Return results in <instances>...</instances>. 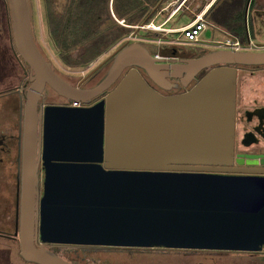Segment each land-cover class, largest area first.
Here are the masks:
<instances>
[{
    "label": "water",
    "instance_id": "95a60500",
    "mask_svg": "<svg viewBox=\"0 0 264 264\" xmlns=\"http://www.w3.org/2000/svg\"><path fill=\"white\" fill-rule=\"evenodd\" d=\"M8 1L15 45L35 73L17 232L25 260L74 264L55 244L264 247V178L221 174L234 159L237 67L264 65V50L157 58L146 44L126 42L104 76L82 87L92 72L77 85L59 75L36 44L30 0ZM139 69L166 90L178 87L171 78L187 87L206 73L188 91L164 95ZM46 84L79 105L42 111L37 159L34 113Z\"/></svg>",
    "mask_w": 264,
    "mask_h": 264
},
{
    "label": "flooded vegetation",
    "instance_id": "af4514ba",
    "mask_svg": "<svg viewBox=\"0 0 264 264\" xmlns=\"http://www.w3.org/2000/svg\"><path fill=\"white\" fill-rule=\"evenodd\" d=\"M43 6L46 27L48 28L44 0ZM57 9L59 11L62 10L59 6ZM253 10L250 11L249 7L250 18L248 19L247 17V23L245 19L246 27H248V22L253 27ZM257 11V18L261 19L264 16V8L257 9ZM31 22L34 33L32 9ZM34 38L45 59L61 75L53 61L48 59L40 47L35 33ZM248 43H254V49H247L243 46L239 49L231 46H223L220 48L253 51L264 50V42H254L249 37ZM181 45L164 46L163 52L166 54H163L162 58H197L210 51L207 50L210 49L209 47L205 48L199 44L195 47L188 43H182ZM211 45L213 44L211 43ZM150 50L153 53L152 49ZM115 52L110 53L96 68L91 70L85 76L87 77L92 72L86 79H84L85 77L81 79V81L84 79L81 83L82 87L94 86L104 76L113 60ZM103 67H105L104 70H102ZM101 71L103 73L96 82L91 85H85L98 76ZM139 71L153 89L164 95H173L188 91L206 73V70L200 72L196 76V79L187 87L181 85L179 79L171 78V82L178 84V87L166 90L152 81L145 71L142 69H139ZM34 76L35 73L29 62L19 53L15 45L9 1L0 0V240L10 243L16 241L19 243V246L20 241L17 232H19L22 202L23 162L28 120L27 107L35 83ZM119 81L120 79L109 90L92 98L90 104L93 105L105 98L116 87ZM51 105L75 106L74 101L59 95L49 84H46L44 89L39 92L34 113L35 124L33 127L36 142L35 155L37 159L40 158L41 154L40 137L43 133L41 122L43 116L42 111ZM230 168V171L222 172L221 174L264 178V65H243L237 67L234 159ZM43 183L44 178L42 174L36 196V205H38L44 195ZM52 249L74 264H78L79 262L76 263V261L68 259L65 255L66 252L74 253L77 260L85 264L87 262V264H238L237 261H240L239 264H264V247L257 250H247L165 246L55 244ZM95 250L96 253H102L99 258L87 257L88 252L91 253ZM79 251L87 253L81 257V254H78ZM7 256L3 255V257H0V264L4 261L6 262L5 258Z\"/></svg>",
    "mask_w": 264,
    "mask_h": 264
},
{
    "label": "trees",
    "instance_id": "16d2710c",
    "mask_svg": "<svg viewBox=\"0 0 264 264\" xmlns=\"http://www.w3.org/2000/svg\"><path fill=\"white\" fill-rule=\"evenodd\" d=\"M44 1L49 35L61 58L70 63L73 61L71 53L82 48L77 63L85 65L101 55L112 43L133 31L131 27L120 24L121 20L128 25H136L146 19L145 23L150 24L160 11V6L152 10L161 0H112V8L111 0H65L61 11L57 9V0ZM247 1L217 0L206 12L205 19L235 36L241 44L248 43L250 35L245 23ZM260 7H264V3L260 6L257 0L251 1L250 11ZM149 34L154 36L153 40L164 38L169 41L167 37L174 38L175 33L161 37L160 31L152 30ZM166 45L169 46L165 43L162 47Z\"/></svg>",
    "mask_w": 264,
    "mask_h": 264
},
{
    "label": "rangeland",
    "instance_id": "374dc122",
    "mask_svg": "<svg viewBox=\"0 0 264 264\" xmlns=\"http://www.w3.org/2000/svg\"><path fill=\"white\" fill-rule=\"evenodd\" d=\"M64 1L65 0H57L56 6H59L62 9V3ZM169 1H171V0H166V1H164V3H162V5H160L159 13L161 12V9H164L163 7H166L168 5ZM196 1L197 2L201 1L200 3H202V1H205V0H189L186 4L187 5L189 4V6L193 8L194 3L197 4ZM30 2H31L32 15H33L34 33L36 35L37 42L39 43L40 47L43 49V51H44L45 55L48 57V59L53 61L54 65L56 66L59 73H61V75L65 79L70 81L71 83L77 84L78 82H80L83 77H85L91 70L96 68L110 53L115 52L119 47H121L126 42L139 41V42L146 44L150 49H152V51L156 49V47L152 45V44H155L154 40H153L154 36H151L152 34H149V32H152V30H155V29H153V28H150V29L137 28V25H141L142 23L141 24L138 23L136 25H128V24H126V22L121 20L120 22H123V23H120L118 21L120 24H122L124 26L131 27L133 29V31H131L128 35H126V36L118 39L114 43H112L109 48H107L105 51H103V53L101 55H99L97 58H95L93 61L89 62L88 64L84 65V64H78L77 63V56L82 51V48H77L75 51H73L71 53V58H73L72 59L73 61L70 63H67L61 58L59 51H58V48L54 45V43H53V41L49 35L48 28L46 27V19H45V13H44L43 0H30ZM257 2H258V5L260 4V6L263 4V0H257ZM161 6H162V8H161ZM110 7L112 8V0L110 1ZM199 8L200 7H198L197 9H199ZM203 8L204 7L202 6V9ZM166 11H168V10H164L165 13L164 12L162 14L160 13L159 18H156V16L154 17V22L156 24L161 23L169 15V13L167 15ZM254 12H256V11H254ZM249 18H250V13L248 12V19ZM189 20H191L189 14L184 13V10H183V11L179 12L173 18V20L170 22L169 25L179 26V25H183V24L187 23ZM261 20L264 21V16L261 17ZM258 24H259L258 26L250 27L249 22H248V33L254 42H264V22H260ZM160 32H161V37L169 36L168 33H166L165 31H160ZM179 36H180L179 33H177V34L175 33V34H173L174 38H171V37L168 38L167 37V39L176 40ZM226 37H227L226 34L220 32L218 29H213L209 25L201 33V39L204 38L205 40H212L213 38L215 40H224ZM162 40H164V38H162ZM231 40H233V39L231 38ZM182 43H185V42H179L178 44H182ZM188 44H192V43H188ZM204 44H206V46L204 45L203 47H205V48L209 47L210 48L207 50L222 47V44H219L216 42L212 43L213 45H211L210 42L204 43ZM171 45H173V44H171ZM207 45H209V46H207ZM192 46L195 47L198 45L196 43H193ZM241 46L246 47L247 49H254L255 44L254 43L253 44L252 43H250V44L249 43H244V44L242 43ZM105 67H103L102 70H104ZM102 73H103V71H101L98 76H96L93 80L87 82L85 85H91L92 83L96 82L98 80V78L102 75ZM86 253L81 252V251L78 252V254H81V257L84 256V254H86ZM3 255L4 256L8 255V256L5 258L6 262L4 261L1 264H36V263L25 260L20 255V246H19V243L16 241L10 243V242H5L3 240H0V257H3ZM65 255L68 257V259H72V261L73 260L76 261V263L79 262L80 264H85V263H82L79 260H77L76 255L74 253H67L66 252ZM101 255H102V253H96V250H95L94 252H91V253L88 252L87 257L99 258V256H101ZM110 262H116V261H110ZM237 263L239 264L240 261H237Z\"/></svg>",
    "mask_w": 264,
    "mask_h": 264
},
{
    "label": "built area",
    "instance_id": "2783aa9c",
    "mask_svg": "<svg viewBox=\"0 0 264 264\" xmlns=\"http://www.w3.org/2000/svg\"><path fill=\"white\" fill-rule=\"evenodd\" d=\"M188 0H171L169 1L168 5L166 7H163L164 9H161V11L168 10L170 11L169 15L165 18V20L159 24L154 23L152 21L150 24H141L137 25L140 26L141 29H150L153 28L156 31H165L166 33H179V37L176 40H162V38H158L157 40H154L155 43V52L153 55L157 58H162L163 54L161 51L162 45L165 43H168V45L175 44L177 42H185V43H196V44H203V41L201 39V33L202 30H204L208 26V21L205 19L206 11L209 9L207 6L204 7L205 10H201L199 12H195L194 17L186 24L182 25L181 27H165V25L173 18V16L181 11L184 10V13H187L188 10H191V7L189 4L187 5ZM215 1V0H214ZM212 5V4H211ZM210 5V6H211ZM209 6V7H210ZM186 11V12H185ZM215 43V41H208ZM216 43L222 44L223 46H231L235 49H239L241 47V43L239 40H231L226 39L223 41H217ZM74 105H79L77 102H74Z\"/></svg>",
    "mask_w": 264,
    "mask_h": 264
},
{
    "label": "crops",
    "instance_id": "0c3cea01",
    "mask_svg": "<svg viewBox=\"0 0 264 264\" xmlns=\"http://www.w3.org/2000/svg\"><path fill=\"white\" fill-rule=\"evenodd\" d=\"M189 1V0H188ZM187 1V2H188ZM206 1V2H205ZM205 1H202V3H200L199 1L197 2V4H195L194 3V6H193V8L191 7V10H188L187 11V14H189V16H190V19H192L193 17H194V13L195 12H199V11H201V10H205L204 8L202 9V6L203 7H206L207 5H208V1L209 0H205ZM215 3V1L212 3V5ZM263 3H264V0H263ZM211 5V6H212ZM211 6L209 7L208 6V8L210 9L211 8ZM198 7H200L199 9H197ZM260 8H264V7H260ZM260 8H255L252 12H253V27L254 26H258L259 24L258 23H260L262 20L261 19H258L257 18V9H260ZM206 9H207V7H206ZM208 9V10H209ZM207 10V11H208ZM206 11V12H207ZM254 11H256V12H254ZM164 11H161L160 13L162 14ZM167 12V15H168V13H170L169 11H166ZM160 13L158 12L157 13V15H156V18H159V15H160ZM165 13V12H164ZM178 14V13H177ZM177 14H175L174 16H173V18L177 15ZM166 15V16H167ZM162 16V15H161ZM173 18L165 25V27L167 28V27H169V26H172V27H177V28H179V27H181L182 25H179V26H176V25H169L170 24V22L173 20ZM165 20V19H164ZM163 20V21H164ZM153 21H154V19H153ZM162 21V22H163ZM190 21V20H189ZM188 21V22H189ZM187 22V23H188ZM155 23V22H154ZM209 24V26H211L213 29H218L220 32H222V33H224V34H226L227 35V37L224 39V40H226V39H233V40H238L235 36H233V35H231V34H229L228 32H226L222 27H219V26H217V25H215V24H212V23H210V22H208ZM186 24V23H185ZM184 25V24H183ZM252 26V25H251ZM248 28V27H247ZM203 31V30H202ZM231 37V38H230ZM251 38V37H250ZM202 40H204L203 41V44H200L201 46H204V45H206V44H204V43H208V41H211V40H205L204 38H202ZM212 41H215V42H217V41H223V40H215L214 38L212 39ZM179 42H177L176 44L178 45V46H182L181 44H178ZM211 43H213V42H210V44ZM176 44H173V45H176ZM161 50H162V54H166V53H164L163 51H164V48L162 47L161 48ZM5 252V251H4ZM20 255H21V252H20Z\"/></svg>",
    "mask_w": 264,
    "mask_h": 264
},
{
    "label": "bare ground",
    "instance_id": "6f19581e",
    "mask_svg": "<svg viewBox=\"0 0 264 264\" xmlns=\"http://www.w3.org/2000/svg\"><path fill=\"white\" fill-rule=\"evenodd\" d=\"M213 2H214V0H209L207 7L210 6Z\"/></svg>",
    "mask_w": 264,
    "mask_h": 264
}]
</instances>
